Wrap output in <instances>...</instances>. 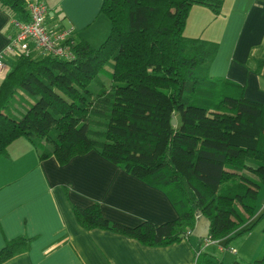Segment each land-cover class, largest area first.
<instances>
[{"label":"trees","instance_id":"trees-1","mask_svg":"<svg viewBox=\"0 0 264 264\" xmlns=\"http://www.w3.org/2000/svg\"><path fill=\"white\" fill-rule=\"evenodd\" d=\"M195 3L215 14L222 6V0H101L110 27L99 45L72 33V57L19 54L0 82V153L18 137L39 158L53 155L60 164L94 149L162 189L178 212L161 223L129 226L105 217L99 202L72 203L87 229L124 233L146 245L190 237L200 244L206 238L191 234L198 214L209 218L213 240L228 241L264 221L263 208L244 226L264 183V104L245 97L243 84L209 74L217 42L183 32ZM0 8L29 19L24 0H0ZM255 69L264 75V60ZM29 241L6 240L0 264ZM194 252L195 264H222L200 245ZM251 264H264V247Z\"/></svg>","mask_w":264,"mask_h":264},{"label":"crops","instance_id":"crops-1","mask_svg":"<svg viewBox=\"0 0 264 264\" xmlns=\"http://www.w3.org/2000/svg\"><path fill=\"white\" fill-rule=\"evenodd\" d=\"M43 2L50 29L70 27L91 44L90 35L83 31L99 17L101 0ZM11 19L0 8V52L15 32ZM183 32L217 42L209 74L243 84L245 97L264 104V75L255 69L258 61L264 60V0H222L216 14L195 3ZM12 56L16 57L8 52L3 58L6 69L0 72V82ZM92 202H99L108 219L129 226L144 219L161 223L178 216L162 189L128 173L94 149L60 164L53 155L39 158L25 137L11 141L6 154L0 153V249L6 240L17 236L30 241L26 250L2 264H195L194 251L199 245L222 264H251L264 247L263 236L256 242L247 236L236 240L244 233L228 241L225 237L199 244L190 237L167 245H146L124 233L81 226L71 204ZM263 208L264 200L261 205L257 201L256 212L244 226Z\"/></svg>","mask_w":264,"mask_h":264},{"label":"built area","instance_id":"built-area-1","mask_svg":"<svg viewBox=\"0 0 264 264\" xmlns=\"http://www.w3.org/2000/svg\"><path fill=\"white\" fill-rule=\"evenodd\" d=\"M29 13L26 21L12 18L11 22L15 32L10 36L9 42L0 52V72L6 69L3 61L4 56L11 52L19 54L50 53L62 58L73 56L68 37L73 33L70 27L58 30L50 29L46 25L45 14L47 5L43 0H24ZM214 241L205 239V243ZM234 251V248L230 249Z\"/></svg>","mask_w":264,"mask_h":264},{"label":"rangeland","instance_id":"rangeland-1","mask_svg":"<svg viewBox=\"0 0 264 264\" xmlns=\"http://www.w3.org/2000/svg\"><path fill=\"white\" fill-rule=\"evenodd\" d=\"M58 19H62V15L58 17ZM109 24H108V18L103 14L100 13L99 17L94 21L85 31H83L85 34L90 35L91 44L92 46L99 45L102 40L106 37V35L109 32ZM10 59L14 60L15 56H12ZM102 77L105 80V83H109V78L106 76V74L102 75ZM264 200V183L258 188V194H257V201L258 204L261 205L262 201ZM263 220H258L248 231H245L242 237H238L236 240H241V238H245L246 236L250 239L253 238L255 242L259 240L260 236H263L264 238V232L262 230L263 226ZM248 234V235H247ZM262 237H260L261 239ZM234 244L236 241L233 242ZM262 243H264V239L262 240ZM264 245V244H263Z\"/></svg>","mask_w":264,"mask_h":264},{"label":"water","instance_id":"water-1","mask_svg":"<svg viewBox=\"0 0 264 264\" xmlns=\"http://www.w3.org/2000/svg\"><path fill=\"white\" fill-rule=\"evenodd\" d=\"M175 117L171 118V122L175 123ZM210 220L203 214H198L194 226L191 230V234L198 238H206L209 234Z\"/></svg>","mask_w":264,"mask_h":264}]
</instances>
